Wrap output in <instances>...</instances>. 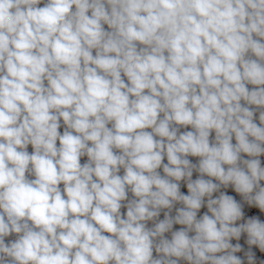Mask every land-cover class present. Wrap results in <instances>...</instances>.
<instances>
[{"label":"clouds","instance_id":"9594fccd","mask_svg":"<svg viewBox=\"0 0 264 264\" xmlns=\"http://www.w3.org/2000/svg\"><path fill=\"white\" fill-rule=\"evenodd\" d=\"M257 109L264 0H0V264H256Z\"/></svg>","mask_w":264,"mask_h":264},{"label":"built area","instance_id":"2783aa9c","mask_svg":"<svg viewBox=\"0 0 264 264\" xmlns=\"http://www.w3.org/2000/svg\"><path fill=\"white\" fill-rule=\"evenodd\" d=\"M40 6H43V4H41ZM105 28L107 29V25H105ZM93 54H95V52H93ZM124 79H125V82H127V78L124 77ZM253 87H255V86L248 85V88L250 90ZM241 103L243 104L244 102L241 101ZM250 107L255 108L256 106H250ZM260 111H264V109H257L256 112H255V115H254V121L257 124H259V113H260ZM190 130H192L190 126L188 128H181L180 129L181 132H183V131H190ZM59 131L61 133H63V131H64V125H63V122L62 121H61V128L59 129ZM149 131H150V129H149ZM214 135H215V133H212V138H214ZM233 143H235V139L234 138H233ZM57 144L59 145V141H57ZM28 151H29V153H31L33 151L31 145L28 146ZM244 158H248V157L245 156ZM87 159L88 158L86 156L85 157H82L81 158V163L83 164V163L87 162ZM189 159L191 160L192 163H197L199 158H197V157H189ZM260 160H261V165L264 166V156H261L260 157ZM163 162L164 163H167V158L166 157H165V159H164ZM159 171H160L161 175H163V169L161 168V169H159ZM120 174L121 175L123 174V169H121V173ZM198 175H199L198 173L194 172L192 178L195 180L196 178H198ZM205 178L207 179V177H205ZM262 184H264V182H262ZM62 187H63V185H61V188ZM180 190H181V192L183 194H185V195L188 194L187 186H186V183L184 181H181L180 182ZM221 191L226 192V194H228V195L234 196V198L238 202H243L242 201V197L239 194L235 193L234 189L231 186L229 188H227V189L222 188ZM216 195H219V193H214V197ZM131 198H132V195H131V193H129V199H131ZM175 207H181V205L177 204ZM164 211H166V210H164ZM206 211H207V208L205 206V207H203L200 210V213H198V216L199 215H203V213L206 212ZM121 212L122 213H126V208H122L121 209ZM244 212H245V218H247L249 216H252V215H256V216H259L262 221H264V213H261L259 211V209H257V208H254V207L253 208H250L248 205L245 204L244 205ZM172 214L175 215V208L173 209ZM163 218H164V215H163V211H162L159 219L162 220ZM148 227H152V222L151 221L148 222ZM181 227H182L181 225H174L173 226V230H178ZM105 234L107 235V233H105ZM165 235H166V237L170 238V233H166ZM12 239H15V236H11V237L6 238V243L9 240H12ZM246 239H247L246 234H242L241 239L239 241H236L235 239L232 240V243L233 244L240 243L242 245V249L243 250L241 252L236 253V255L239 256L242 260H244V264H247V260H246V257L244 256V253L246 251H248V247H249L246 244ZM251 250L255 253V256H256V264H260L261 261H264V252H261L259 250V248L256 247V246H252V249ZM155 255H156V253H154V256ZM180 264H187V262L186 261H181Z\"/></svg>","mask_w":264,"mask_h":264}]
</instances>
